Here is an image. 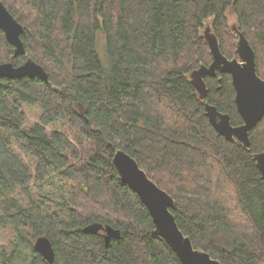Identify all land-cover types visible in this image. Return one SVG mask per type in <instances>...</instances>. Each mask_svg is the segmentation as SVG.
<instances>
[{
  "label": "trees",
  "instance_id": "1",
  "mask_svg": "<svg viewBox=\"0 0 264 264\" xmlns=\"http://www.w3.org/2000/svg\"><path fill=\"white\" fill-rule=\"evenodd\" d=\"M0 1L25 27L27 52L15 58L0 31V64L33 60L49 75V83L0 79V232L13 234L0 264H48L31 241L43 236L55 264H182L121 179L117 151L174 198L172 213L196 250L221 264H264L255 161L264 119L248 148L228 141L206 104L243 125L231 75L207 77L203 98L189 77L213 61L208 22L222 53L238 56L232 10L264 79V0ZM24 106L39 110L36 123ZM91 224L121 237L107 246L104 233L84 232Z\"/></svg>",
  "mask_w": 264,
  "mask_h": 264
},
{
  "label": "water",
  "instance_id": "2",
  "mask_svg": "<svg viewBox=\"0 0 264 264\" xmlns=\"http://www.w3.org/2000/svg\"><path fill=\"white\" fill-rule=\"evenodd\" d=\"M0 31L14 47L15 58L27 54L22 41L25 27L14 18L2 1H0ZM236 32L239 37L238 56L234 59H229L222 53L219 40L214 33L210 30L205 33L204 38L210 48L213 61L209 66H202L196 70L192 78L196 86L203 85L202 80L205 77L216 78L219 72L231 75L236 91V105L243 118V125L233 126L228 114L221 113L210 104H206V116L218 134L230 142L237 139L248 148L251 144V132L264 119V79L258 75L256 54L249 40L243 32L239 30ZM23 78H38L49 83L47 71L33 60H28L21 66H15L12 63L0 64V79ZM255 161L264 180V151L255 156ZM113 162L123 182L139 196L149 211L156 233L176 253L182 264H221L208 253L195 249L191 239L179 228L172 213L176 204L174 198L160 188L132 156L124 151H117ZM84 232L92 235L104 233L107 246L113 238L121 237L120 230L102 224H91L84 229ZM34 250L48 264H55V250L47 237H39L34 244Z\"/></svg>",
  "mask_w": 264,
  "mask_h": 264
},
{
  "label": "rangeland",
  "instance_id": "3",
  "mask_svg": "<svg viewBox=\"0 0 264 264\" xmlns=\"http://www.w3.org/2000/svg\"><path fill=\"white\" fill-rule=\"evenodd\" d=\"M228 20H229V24L230 27L232 29H234V31L238 30V19L236 14L230 10L228 12ZM208 30H210L212 32L211 29V22H208V24L206 25V28L204 29L203 34H205ZM237 34V32H236ZM102 43L105 40L104 36L102 35L101 37ZM239 41V38H238ZM238 44V42H237ZM190 79L193 81L192 75L189 76ZM196 89H197V93L199 94L200 97H204L206 90L203 88V85H196ZM24 112L27 114L28 119L30 120L31 123H36L39 120V110L35 107H29V106H24L23 107ZM19 151V150H18ZM50 190V189H49ZM49 193L47 190L44 192V194ZM30 233H32V231H29ZM28 233V232H26ZM13 239V234L11 232V230L7 229V230H2L0 232V248L2 247H6L8 249V251H10L12 249V245H11V241ZM32 244L34 245L37 241V239H31Z\"/></svg>",
  "mask_w": 264,
  "mask_h": 264
},
{
  "label": "flooded vegetation",
  "instance_id": "4",
  "mask_svg": "<svg viewBox=\"0 0 264 264\" xmlns=\"http://www.w3.org/2000/svg\"><path fill=\"white\" fill-rule=\"evenodd\" d=\"M219 73H220V72H219ZM219 73H218V74H219ZM220 74H221V73H220ZM217 77H218V76H217ZM217 77H216V78H217ZM206 78H207V77H205V78L202 80V83H203V85H204L203 88H204L205 90H206V88H207L206 83H205Z\"/></svg>",
  "mask_w": 264,
  "mask_h": 264
}]
</instances>
